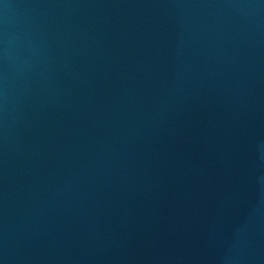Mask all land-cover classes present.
Masks as SVG:
<instances>
[{
	"label": "water",
	"instance_id": "95a60500",
	"mask_svg": "<svg viewBox=\"0 0 264 264\" xmlns=\"http://www.w3.org/2000/svg\"><path fill=\"white\" fill-rule=\"evenodd\" d=\"M0 264H264V0H0Z\"/></svg>",
	"mask_w": 264,
	"mask_h": 264
}]
</instances>
